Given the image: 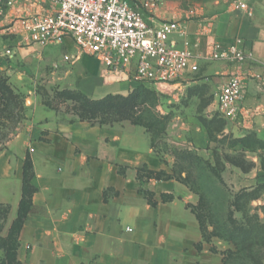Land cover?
Wrapping results in <instances>:
<instances>
[{
	"label": "crops",
	"instance_id": "1",
	"mask_svg": "<svg viewBox=\"0 0 264 264\" xmlns=\"http://www.w3.org/2000/svg\"><path fill=\"white\" fill-rule=\"evenodd\" d=\"M181 4L160 0L156 18L184 27L185 35L172 34L171 43L187 42L197 70L169 83L144 82L161 98V112L172 111L166 140L209 165L220 158L227 174L245 182L239 188H264V0ZM48 10L42 0L5 8L0 70L20 79L35 66L45 82L93 99L127 95L136 86L125 73H108L71 39L42 47L6 29L16 17ZM236 37L251 54L245 61L210 56L212 42L226 45ZM5 49L11 54L3 55ZM234 73L241 75L242 97L236 118L228 120L218 111L217 93ZM42 111L0 153V203L9 206L4 235L17 217L27 157L32 166L34 191L18 232L20 264H225L228 245L203 235L189 205L199 196L176 175V155L153 147L142 124L67 121Z\"/></svg>",
	"mask_w": 264,
	"mask_h": 264
},
{
	"label": "built area",
	"instance_id": "2",
	"mask_svg": "<svg viewBox=\"0 0 264 264\" xmlns=\"http://www.w3.org/2000/svg\"><path fill=\"white\" fill-rule=\"evenodd\" d=\"M16 1L0 0V17ZM42 2L48 4V11L16 17L6 26L7 31L42 47L61 45L71 39L79 51L102 60L108 73H125L137 82L169 83L186 70H197L187 42L182 47L171 43L172 34L185 35L184 27L178 20L156 18L160 0ZM238 5L249 16L252 14L245 2ZM5 54H11V50L5 49ZM210 56L238 63L251 54L236 37L226 45L212 42ZM241 89V75L234 73L218 91V111L223 118H236Z\"/></svg>",
	"mask_w": 264,
	"mask_h": 264
},
{
	"label": "rangeland",
	"instance_id": "3",
	"mask_svg": "<svg viewBox=\"0 0 264 264\" xmlns=\"http://www.w3.org/2000/svg\"><path fill=\"white\" fill-rule=\"evenodd\" d=\"M180 1L181 5L186 6L196 0ZM0 73L16 96V100L8 104V110L15 116L4 111L0 99V153L7 148L9 141L32 123L34 113L48 109L58 119L73 121L80 120L82 105L88 108V103L78 90L63 89L45 82L43 72L36 70L35 66L29 76L20 79L13 78L3 70ZM136 86L133 95L138 94V97L127 103L125 113L99 115L83 121L119 122L129 118L141 121L147 125L155 147L160 151H176L179 156L178 150L181 149L172 147L166 140L167 122L172 111L168 114L161 112V98L155 89L144 83H137ZM119 103L124 102L119 100ZM176 165L175 171L182 178L185 177L189 188L199 196L195 204L189 205L202 224L205 238L209 240L214 237L228 245L222 250L225 264H264V188H239L245 182L238 181L239 184L233 172L227 174L220 158L207 167L191 157L181 158ZM5 223L6 220H0V236L4 235ZM8 259L9 255L5 257L0 251V264H7Z\"/></svg>",
	"mask_w": 264,
	"mask_h": 264
},
{
	"label": "trees",
	"instance_id": "4",
	"mask_svg": "<svg viewBox=\"0 0 264 264\" xmlns=\"http://www.w3.org/2000/svg\"><path fill=\"white\" fill-rule=\"evenodd\" d=\"M138 83H144V82H138ZM137 86H135L127 95H122V94H106L103 97L100 98H89L86 96L84 93L78 91L79 94L84 97V100L86 103H88V108L85 106L80 107V120H88L85 118H92L95 116H109L110 114H123L125 111L128 109L127 103L130 102L131 100L135 99L138 97V94H134L136 92ZM0 99H1V104L4 106V111L10 115L12 112L8 110V104L16 100V96L14 95V92L12 91L11 87L7 83V80L2 74L0 73ZM120 101H123L124 103H119ZM134 106H137L134 105ZM17 107V103H16ZM81 114H85L81 116ZM13 115V114H12ZM15 116V115H13ZM8 118V116H5ZM6 118V119H7ZM129 121L132 123H138L142 124L148 131V127L146 124H144L141 121H136L133 119L129 118ZM90 122V121H89ZM92 123V122H91ZM94 123V122H93ZM97 123L103 124V123H112L110 122H104V121H98ZM149 132V131H148ZM150 135V134H149ZM151 137V135H150ZM151 143L152 146L155 147L153 143V139L151 138ZM175 151L174 154L177 157V161L180 160L181 158L184 157H191V159H196L197 162L203 163L206 167L209 166L208 162L205 161L203 158L199 157L194 154H192V151L187 150V149H181L178 150V154ZM177 166V165H176ZM186 171V170H185ZM176 175L182 180L184 184H188L181 176L178 175L177 171L175 172ZM32 176V166H31V161L28 159V157L25 159L24 162V170H23V179H22V195L21 199L19 202V208L17 211V217L12 221L10 227L8 228V231L5 235L0 236V251L5 254V257L9 255L8 263L7 264H20V262L17 259V247H18V232L19 228L21 225V221L23 216L26 214V212L29 209V205L31 202L30 196L31 193L34 191V188L30 184V177ZM188 186V185H187ZM9 210V206L0 203V220L5 221L7 219V214ZM194 211V210H193ZM195 212V211H194ZM196 214V212H195ZM197 216V214H196ZM198 218V216H197ZM199 219V218H198ZM200 222V220H199ZM201 224V222H200ZM1 228V226H0ZM201 228L203 230L202 224ZM203 235L204 230H203ZM225 260V259H224Z\"/></svg>",
	"mask_w": 264,
	"mask_h": 264
}]
</instances>
